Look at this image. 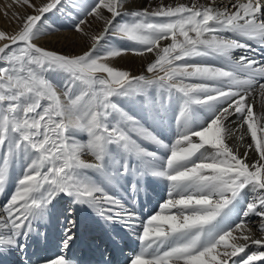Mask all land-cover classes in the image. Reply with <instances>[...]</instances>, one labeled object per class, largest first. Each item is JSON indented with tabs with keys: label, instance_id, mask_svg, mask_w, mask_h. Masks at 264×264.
Wrapping results in <instances>:
<instances>
[{
	"label": "snow or ice",
	"instance_id": "obj_1",
	"mask_svg": "<svg viewBox=\"0 0 264 264\" xmlns=\"http://www.w3.org/2000/svg\"><path fill=\"white\" fill-rule=\"evenodd\" d=\"M14 3L18 29L0 30V264H264V0ZM53 17L86 50L37 43ZM129 54L152 59L133 74L117 64ZM87 217L108 243L84 260Z\"/></svg>",
	"mask_w": 264,
	"mask_h": 264
},
{
	"label": "bare ground",
	"instance_id": "obj_2",
	"mask_svg": "<svg viewBox=\"0 0 264 264\" xmlns=\"http://www.w3.org/2000/svg\"><path fill=\"white\" fill-rule=\"evenodd\" d=\"M10 0H0V4H7ZM159 2V0H130V4L133 7H154L155 4ZM167 3H175L177 0H165ZM184 3H189L190 0H182ZM201 2H205V0H201ZM29 11V10H28ZM25 12V11H24ZM24 12L21 13V15L24 14ZM0 30L1 26L4 28L8 27V25L1 21L0 19ZM53 22V21H52ZM63 22V21H62ZM48 24H51V21L49 20L47 22ZM97 28V23L93 22V30ZM45 30V29H44ZM43 30V31H44ZM15 30H12L14 32ZM72 38V41L76 39V42L72 45L65 44L66 40ZM41 46L48 47L49 49H52L57 52H63L66 54H79L81 53L85 47L84 41L80 38L78 34H76L73 30H65L62 29L61 31L55 33V34H44L42 35L39 40L37 41ZM166 43V42H165ZM256 58L260 59L262 58L261 52L259 49H257L256 52ZM152 59L151 54H147L146 57L140 58L135 57L131 54L125 56L122 59H119L117 61V64L119 67L130 70L133 74H140L144 70V64ZM255 104H256V110H261V100L259 96H255ZM241 153H243V148H240ZM18 171V170H17ZM165 189L166 184L163 182H160L158 184H154L151 187H148L145 192H142L140 195V202L137 206V212L141 214L142 218H146L150 213H154L158 210V204L163 202V198L165 197ZM118 230V229H117ZM51 231L53 233L54 242L52 245V252L54 253L56 251L55 248V239L56 234L58 232V229L53 226L51 228ZM79 243V249H78V255H80L84 260H89L94 258V250L97 244H106L108 243V236L104 231V228L101 223H98L95 219L91 217H87L85 219L84 223V230L82 234L81 240ZM122 247H124V253L123 255H118L117 259L120 261L124 260V257L127 255L132 254V245L131 244H125L122 242Z\"/></svg>",
	"mask_w": 264,
	"mask_h": 264
},
{
	"label": "rangeland",
	"instance_id": "obj_3",
	"mask_svg": "<svg viewBox=\"0 0 264 264\" xmlns=\"http://www.w3.org/2000/svg\"><path fill=\"white\" fill-rule=\"evenodd\" d=\"M24 11H25L24 9L19 8L17 5H15L14 0L8 1L7 4L1 3L0 4V19L4 24L6 22V24L8 25L7 28H6V26L4 28L1 26V30L5 31L7 33H12V30L16 31L18 29V24L14 21L12 13L13 12H19L21 14ZM30 11L31 10L29 9V12ZM6 13H7V15H6ZM50 21H51V24L53 23L52 21H55V23H54L55 31H47V29H45L44 31L46 34H49V35L55 34L59 31H61L62 29L72 30L71 22L65 20L63 17H53L52 20H50ZM75 42H76V39H74L72 41V38H70V39L66 40L64 45L65 44L72 45ZM43 47H45V46H43ZM46 48H48V47H46ZM49 50H52V49H49ZM84 50H86V49H84ZM60 53H63V52H60ZM63 54H66V53H63Z\"/></svg>",
	"mask_w": 264,
	"mask_h": 264
}]
</instances>
